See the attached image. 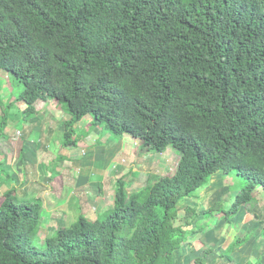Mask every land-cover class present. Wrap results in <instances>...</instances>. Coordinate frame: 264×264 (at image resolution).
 Instances as JSON below:
<instances>
[{
    "label": "trees",
    "instance_id": "obj_1",
    "mask_svg": "<svg viewBox=\"0 0 264 264\" xmlns=\"http://www.w3.org/2000/svg\"><path fill=\"white\" fill-rule=\"evenodd\" d=\"M2 71L24 84V120L51 100L69 112L66 147L78 146L75 125L93 113L92 128L181 154L172 174L130 194L118 179L112 208L45 238L42 200L6 192L0 264H181L189 239L232 224L264 190V0H0ZM12 105L0 91L3 126ZM219 171L248 183L201 218L187 199ZM249 238L218 252L234 261ZM183 263L208 264L200 254Z\"/></svg>",
    "mask_w": 264,
    "mask_h": 264
},
{
    "label": "crops",
    "instance_id": "obj_2",
    "mask_svg": "<svg viewBox=\"0 0 264 264\" xmlns=\"http://www.w3.org/2000/svg\"><path fill=\"white\" fill-rule=\"evenodd\" d=\"M48 106L49 105H47L38 116L26 120L29 124L25 123L28 127L31 126L29 127V135L26 138L30 140L31 143L37 144L38 140H36V137H38L39 134L43 131L44 133H46L44 135L45 140L43 141V139H40L38 141L40 149L44 148V150L46 151H48V147L46 146V144L50 143L53 135L56 133V135L53 137L54 141V138L58 135V130L60 129L61 131L59 136L57 137L61 138L60 143H57L59 145L57 153L53 150L52 147H50L55 152V155L50 164L44 165V163L41 162L40 168L43 172L41 173L43 174V176L40 174L39 177V175L36 174L37 166H39L40 161L35 160L33 162H29L26 159H23L22 132L19 131L20 133H17V137L19 136L20 139L19 143L12 142L10 140L11 137L9 132L6 133L8 137H4V141H1L0 139L1 142H4V145L0 146V197H2L3 199L4 194L13 189L18 192L16 187L19 186V190L21 192H26V194H22L24 200L31 199V197L33 196L41 199L43 202V211L50 212L49 220H44L43 217L41 225L43 237L45 233L44 231H48L49 229L48 224L51 223L50 221L57 219L53 217L55 212L59 215H62V219L64 220L62 222L66 226L71 225V223L68 221V217L69 215H72V217H74L75 213L73 214V212H75V210H78L79 213L84 214L82 205L84 200L82 199L81 194L85 195L86 197L91 194V196L95 197L97 196L96 193L98 191L99 196L97 197V199L98 202L102 204L104 202L105 196L108 194L105 186H102V184L105 183L107 179L105 172L109 173L111 171L117 179L119 176L117 174L121 173L124 170L126 171V169L128 168L125 165L126 161L128 159L131 160L132 158L136 157V155L134 154L136 150L137 152L138 150H140V152L142 153L145 152L143 149L141 150V142L136 137L125 135L123 138H116L112 135L104 133V131H102L100 127H94L89 131H84L85 129H83V126H80V124L77 127L79 135L78 143H80L76 147H66L63 144L64 127L62 123H60V126H58L57 128V126L53 127L48 124V122H51L50 119L47 118L45 121ZM42 114L43 116H41ZM56 119L57 118H54L52 119V121H55ZM10 122H12L13 125L16 123L13 119L11 120L10 118H8V123L6 124L8 131ZM15 128L17 129V125ZM90 128L91 127H89V129ZM41 141L43 142L41 143ZM79 148H82V150H79ZM45 157L47 156L44 155V159ZM48 159L49 157L47 158V160ZM47 160L45 159V162ZM135 165L136 164H134L133 171L135 170ZM33 166V169H35V171L31 169ZM2 169L6 171H2ZM129 174V172L126 173V176H129ZM92 178H94L98 182L103 181V183H101L100 186L93 187L92 182L90 181ZM122 178L125 181L124 175ZM115 181L117 184V180ZM25 182H27L29 188H25ZM126 183L130 184L128 182ZM116 184L114 190L115 195ZM64 188H66L64 191L66 194L65 197H63V193L60 192L61 190H64ZM89 189L91 192H89ZM92 189L95 190V193L92 191ZM115 195L111 199L112 203H114L115 201ZM73 198L76 200L78 205L73 204ZM109 198L110 197H107V199ZM1 202L2 200L0 201V203ZM65 203L68 204L65 205ZM59 205L62 206L60 207L62 209L61 212H58ZM85 207H87V205ZM239 219L240 218L234 219L232 224L221 223L219 225V229L213 227L211 230L198 235L206 234L209 235L210 239L215 238L213 239L214 242H219L217 241L218 236L221 237L226 233L228 234L229 232V236H231L229 241L230 245L239 232H245V235L250 234L251 236L248 240L249 242H246L245 244L237 248L233 253V257L235 260L230 261L228 259L229 262L233 264H244L246 261L252 258V255H255V257L262 259L264 255V237L261 234V229L264 226V222L260 226L261 229L257 228L258 220L252 222L253 224H248L250 226L249 228V226L247 225V221H240ZM55 231L56 230L51 231L50 234H54ZM196 237L197 236L195 235L194 237L189 239L184 244L183 248L179 249L181 259L186 260L199 255V253L192 249L190 246L191 241H193V239H196ZM259 238L261 239V241L258 240ZM229 245H227V247ZM186 253L188 254V257H185ZM191 253H194L195 255L192 257L190 255ZM189 255L191 257H189ZM180 263L185 264L183 263V260ZM208 264L210 263L208 262Z\"/></svg>",
    "mask_w": 264,
    "mask_h": 264
},
{
    "label": "rangeland",
    "instance_id": "obj_3",
    "mask_svg": "<svg viewBox=\"0 0 264 264\" xmlns=\"http://www.w3.org/2000/svg\"><path fill=\"white\" fill-rule=\"evenodd\" d=\"M0 91L2 93L4 102H7V99H9L10 102L13 103L12 107L5 109L4 108V113L7 115L8 118H10L11 120L13 119L16 123L13 125L12 122H10L9 125V131L7 129L6 126H3L2 123L0 122V139L1 141L5 138L8 137V135H6V133L9 132L10 137H11V141L12 142H17L19 143L20 139L19 136L17 137V133L22 132L23 133V159H26L29 162H33L35 160L40 161L39 166H37V170H36V174L39 175L43 173L41 171V162L44 163V165L50 164L51 160L53 159L55 152L57 153L58 149H59V145L57 143H60V139L61 138H57L60 134V129L58 130V135L54 138L53 141V137L56 135V133L53 135L51 141L49 144H46V146L48 147V151L44 150V148L39 147V140L43 139V141L45 140V134L44 131L41 132L39 134L38 137H36L37 144L36 143H31L30 140L26 139L29 135V127L31 126H27L25 123L29 124L26 120H24V110L27 107L24 101H16L17 97L19 96V94L22 92L23 88H24V84L22 82H20L17 78L10 76V74L8 72L2 71L0 72ZM48 111H47V116H45V121L46 119H50L51 122H48V124H50L53 127L58 128V126H60V123H62L63 127H64V122L69 119L70 115L69 112L65 109V108H58L57 106H55L54 100H51L48 102ZM4 107V106H2ZM0 116L2 117L3 114H0ZM43 116V114L41 115ZM57 118L55 121H52V119ZM92 119H93V113H89L83 120L79 121L75 127H76V131L77 134L75 137L78 138V130L77 127L80 124V126H83V129H85L84 131H89L92 129ZM1 121V118H0ZM17 125V129L15 128ZM15 126V127H14ZM47 126V125H46ZM27 127V128H26ZM89 127H91L89 129ZM5 128V129H4ZM102 131H104V133L110 134L107 130H103L102 127H100ZM20 131V132H19ZM65 131V128H64ZM6 135V136H4ZM5 137V138H4ZM3 138V139H2ZM0 141V146L4 145V142ZM41 141V143L43 142ZM79 141V140H78ZM40 143V144H41ZM80 143V142H79ZM78 143V144H79ZM140 143V142H139ZM138 143V144H139ZM77 144V145H78ZM141 144V143H140ZM52 147L53 150L50 148ZM79 150H82V148H79ZM66 151V150H65ZM43 152V153H42ZM134 154L136 155L135 158H132L131 160H127L125 165L126 167H128L126 169V171H122L121 173H118L117 175L118 178L116 179V176L113 175V173L110 171L105 172V175L107 176V179L105 181V183H103V181L98 182L96 181L94 178H92L90 181L92 182V186H100L101 183L102 186L107 189V195L105 196L104 202L101 204L100 202H98L97 197L99 196V192L97 191L95 197L91 196V194H89L87 197L85 195H82V199L84 200L82 205H83V209H84V214L89 217L90 219H95L97 217V215L103 213L105 210H108L110 208L113 207L114 203H112V197L115 195L114 190H115V184L116 181L119 178H122L124 175V179L126 182L130 183L128 184V190H129V194L131 192H135L138 190H141L142 188H144L149 182V179H153L152 175H163V174H172L174 172V170L177 167L178 161L180 159V154L181 152L176 149L174 147V145L171 143L169 144V146L167 147V151H165L164 153H157V152H151V151H147L145 150L144 153L140 152V150H137L134 152ZM44 155L47 156L45 157V159L47 160V158L49 157V159L45 162L44 159ZM134 164L135 165V170L134 169ZM111 166V164H110ZM118 167V166H117ZM130 167V168H129ZM34 166L31 168L33 171H35V169H33ZM36 168V167H35ZM114 169V167H113ZM2 171H6L4 169H2ZM132 171V172H130ZM130 173L129 176H126V173ZM45 174V173H44ZM43 176V174H41ZM127 177V178H126ZM95 183V184H93ZM248 183V180L246 178H243L240 176V174L237 173V171H230V172H223V171H219L216 174H214L211 178L209 183L206 186H203L201 188H199L197 190V197H193V198H188L187 199V203L188 204H192L193 206L198 208V212L201 214L203 208L208 209L209 207H211L216 201H222V202H226L225 205H227L228 201L230 199H232L233 196L231 195L230 190L233 192V195L236 194L241 190L242 187H244L246 184ZM25 188H29L27 182H25ZM18 190V200L19 201H23V193L26 194V192H21L19 190V186L16 187ZM65 189L61 190L60 192L63 193V197L66 196L65 194ZM92 191L95 193V190L92 189ZM89 192L90 189H89ZM112 194V196H111ZM107 197H110L109 199H107ZM254 197L256 199V201L254 202V205L250 207L249 206H245L243 205V209L241 211H239V213H237L236 217L234 219H238L240 221H247V225L248 224H253L252 222L257 221V228L261 229V224L264 222V190L262 187H258L255 192H254ZM31 199H37L36 196L31 197ZM2 200V197H0V201ZM72 202V200H71ZM68 203H65V205H67ZM73 204L74 205H78V203L76 202V200L73 198ZM232 204V201H231ZM87 205V207H85ZM58 212H61V205L58 206ZM67 207V206H66ZM65 207V208H66ZM75 213L74 217H72V215H69L68 217V221L73 224L77 218L78 215L80 214L78 212V210L75 212H73V214ZM185 211L182 210L181 211V215H184ZM257 214V215H256ZM42 217H44V220H49L50 219V212L49 211H42ZM53 217L57 218L54 219L53 221H50L51 223L48 224V231H44V237L51 235V231L56 230L58 227H60L61 225H64V223L62 221H64L62 219V215H59L58 213L55 212V214L53 215ZM204 215L203 213L201 214V218H203ZM70 218V220H69ZM200 218V217H199ZM214 223L215 219L212 220ZM255 225V224H254ZM249 226V225H248ZM256 226V225H255ZM254 227V226H253ZM250 228V226H249ZM46 235V236H45ZM239 237H244L245 236V232H239L238 235ZM251 237V236H250ZM231 236H229V232L228 234L226 233L223 236H218V240L219 242H214L213 239L209 238V235L203 234V235H199L196 237V239H193V241H191L190 246L192 249H194L195 251H197L200 255H203L206 257L207 261L210 264H233L230 263L227 257H223L221 255V253H219L218 251L220 249H226L227 245H229V241H230ZM259 241H261V239H258ZM249 241H247L248 243ZM214 249V250H211ZM191 251V250H190ZM185 254V253H184ZM192 257L195 255L194 253L190 254ZM189 255V257H191ZM239 255V254H238ZM188 257V254L186 253V256ZM256 258L258 259V257H255V255H252V260H256ZM263 262H264V255L262 257ZM184 260V259H182Z\"/></svg>",
    "mask_w": 264,
    "mask_h": 264
}]
</instances>
